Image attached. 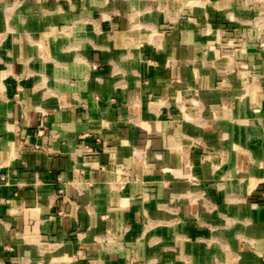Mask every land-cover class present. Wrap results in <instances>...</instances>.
I'll return each instance as SVG.
<instances>
[{
	"label": "crops",
	"instance_id": "obj_1",
	"mask_svg": "<svg viewBox=\"0 0 264 264\" xmlns=\"http://www.w3.org/2000/svg\"><path fill=\"white\" fill-rule=\"evenodd\" d=\"M0 264H264V0H0Z\"/></svg>",
	"mask_w": 264,
	"mask_h": 264
},
{
	"label": "built area",
	"instance_id": "obj_2",
	"mask_svg": "<svg viewBox=\"0 0 264 264\" xmlns=\"http://www.w3.org/2000/svg\"><path fill=\"white\" fill-rule=\"evenodd\" d=\"M192 179L194 180V181H196L197 180V178L194 176V177H192Z\"/></svg>",
	"mask_w": 264,
	"mask_h": 264
}]
</instances>
